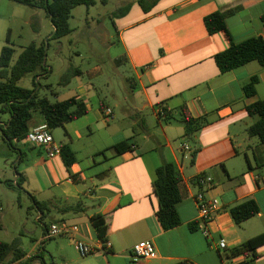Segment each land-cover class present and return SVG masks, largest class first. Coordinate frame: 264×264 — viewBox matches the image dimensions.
I'll list each match as a JSON object with an SVG mask.
<instances>
[{"label": "crops", "instance_id": "1", "mask_svg": "<svg viewBox=\"0 0 264 264\" xmlns=\"http://www.w3.org/2000/svg\"><path fill=\"white\" fill-rule=\"evenodd\" d=\"M139 1L119 0L120 9L129 5L128 12H112L117 45L123 53L116 64L128 68L131 76L125 79L130 87L121 93L112 91L97 103L90 93L95 86L92 90L81 86L69 98L84 100L87 115L62 128L65 139L61 142L56 140V129L51 131L60 151L63 144L69 145L77 162L68 167L61 153L50 158L38 146H32L37 148L34 157L24 149L28 143L13 142L9 151L0 147V154L6 155L4 163L0 161V181H5L9 171L15 181L20 180L31 209L44 224L43 237L46 223L33 208L31 196L50 203V215L57 214L51 222L78 226L79 232L69 238L75 248L78 241L100 242L91 220L103 215L112 249L108 254L98 253L107 264H228L227 254L239 264H264V245L255 252L233 255L244 242L264 233V145L247 134L257 121L247 108L264 100V67L251 62L222 73L215 56L230 47V40L223 32L210 34L204 21L215 12L237 8L226 20L233 42L264 38V0H159L148 13ZM15 6L10 0H0V53L8 34L15 47L16 29L40 35L41 10L19 14ZM253 77L259 82L255 95L248 97L244 87ZM107 87L112 90L109 83ZM48 89L58 96L51 86ZM183 107L194 119L208 123L193 139L185 135ZM106 109L113 111L112 117L105 116ZM8 120V114L0 113V126ZM122 141L132 148L120 154L115 146ZM196 148L200 151L192 162ZM166 162L178 166L188 190V197L177 205L181 225L169 231L157 218L154 191L156 170ZM32 175L38 188L32 186ZM200 175L211 176L214 185L209 189L200 185ZM202 191L222 201V209L209 226V239L199 229L194 200ZM248 199L256 201L260 212L237 225L231 209ZM76 204L85 211L65 212ZM42 239H33L29 251L23 248L26 256L15 264L40 255ZM220 239L227 241L226 251L219 249ZM142 241L154 244L155 259L134 257L132 249Z\"/></svg>", "mask_w": 264, "mask_h": 264}, {"label": "trees", "instance_id": "2", "mask_svg": "<svg viewBox=\"0 0 264 264\" xmlns=\"http://www.w3.org/2000/svg\"><path fill=\"white\" fill-rule=\"evenodd\" d=\"M33 9L43 10L51 20L54 31L50 40H61L69 36L74 30L71 28L70 20L73 10L79 6H85L88 10L96 6L98 2L106 4V0H10ZM159 0H140L139 4L143 11L148 13ZM129 5L119 9L120 14H125ZM238 9L224 12H215L205 17V26L210 34L223 32L230 40V47L218 53L215 61L222 73L232 71L251 62H257L264 67V38H250L236 44L233 42L227 27L226 20L234 15ZM264 22V17H263ZM17 50L14 47L10 35L6 39V45L0 53V113L8 114L9 120L0 126V147L5 142L13 149V142H28L29 132L42 123H46L51 131L64 128L66 124L76 121L87 115L88 109L84 100L75 96L64 101H52L46 95H41L36 78L41 76L47 78L52 72L46 64V43H31L23 48L14 64V56ZM28 74H35L33 88L21 87L19 82ZM41 74V75H40ZM80 69H70L62 79L63 84H69L77 76H81ZM258 77H253L245 85L244 90L248 97L255 95ZM46 88H50L47 86ZM251 117L257 121L250 125L247 134L251 138H257L264 145V100L256 102L247 108ZM41 119V122H39ZM182 119L184 122L185 135L193 139L198 131L208 123L206 120L194 119L186 107L182 108ZM132 148L128 141H122L115 146L118 153H123ZM200 150L196 148L192 153V162ZM61 155L65 164L70 167L77 162L75 153L69 145L61 146ZM10 189L22 188L20 180L0 181ZM154 191L157 199V218L166 231L181 225L177 205L188 197L182 173L175 163L166 162L156 170ZM33 208L41 212L42 220L51 213L50 203L39 201L31 196ZM85 208L80 204L69 206L65 212H84ZM260 212L259 206L253 199H248L231 209V215L237 225L255 217ZM41 221V219H40ZM92 224L98 238L106 242L108 224L101 214L92 217ZM53 223V222H51ZM45 224V230L48 227ZM21 240L16 238L12 242L0 241V264H15L23 260L26 252L21 246ZM264 245V233L247 240L233 251V255L247 252H255L257 248ZM27 263V262H26ZM23 263V264H26ZM22 264V263H21Z\"/></svg>", "mask_w": 264, "mask_h": 264}, {"label": "rangeland", "instance_id": "3", "mask_svg": "<svg viewBox=\"0 0 264 264\" xmlns=\"http://www.w3.org/2000/svg\"><path fill=\"white\" fill-rule=\"evenodd\" d=\"M119 0H107V3L98 2L96 6H79L73 10L70 20L71 28L74 30L69 36L61 40H50L54 27L46 13L41 10L42 18L39 21L40 35L36 36L29 30L16 29L14 42L17 50L14 56V64L23 48L33 42L38 44L46 43V62L52 72L47 78L39 76L36 83L41 95L47 94L50 100H65L77 94L81 86L92 90L93 102L105 100L106 96L115 91L121 93L125 87H130L126 82V77H130V72L124 65L118 66L116 60L122 56V50L117 45V34L113 26L112 12L119 11L117 5ZM16 13L22 14L31 11L32 8L15 3ZM41 22V23H40ZM38 24V23H37ZM20 35V36H18ZM80 69L81 76L71 80L69 84H63L62 79L70 69ZM98 68V70H97ZM97 70V71H96ZM35 74L26 75L20 82L21 87L32 89ZM110 84L112 90L107 87ZM51 86L58 96H54ZM113 102L111 99L109 100ZM56 140L61 142L65 139L62 128L56 129ZM1 150L6 152L7 144L1 143ZM32 144L24 147L28 155L36 156L37 148ZM9 151V150H8ZM6 155L0 154V161L4 163ZM189 159V153L187 154ZM34 162V161H33ZM31 162V164H33ZM187 168L192 169L190 162ZM5 180L15 181L12 171ZM32 186L38 188V183L31 176ZM32 203L28 193L20 187L10 190L4 184H0V241L12 242L16 238L21 240V246L25 250L33 247V239L43 238L44 224L38 221L37 214L31 209ZM57 214L49 215L44 219L46 224L55 220ZM40 255L33 257L26 264H107L102 260L101 253H95L87 257H82L68 237H59L46 241L39 247Z\"/></svg>", "mask_w": 264, "mask_h": 264}, {"label": "built area", "instance_id": "4", "mask_svg": "<svg viewBox=\"0 0 264 264\" xmlns=\"http://www.w3.org/2000/svg\"><path fill=\"white\" fill-rule=\"evenodd\" d=\"M104 114L106 117H112L113 111L111 109H106ZM161 115H164L163 111ZM28 142L33 146H38L45 150L50 158H54L61 153L60 149L55 144L51 129L46 123L38 125L29 132ZM185 148L188 149V146ZM198 183L209 189L214 185V180L211 176L200 175L198 177ZM194 200L199 211V229L203 232L205 237L209 239L211 238L209 226L214 222L216 216L222 209V201L216 197H208L204 191L197 193L194 196ZM78 232V226L53 222L46 228L42 241L46 242L59 237L71 238ZM218 247L221 251H226L227 241L225 239H220ZM76 249L82 257H87L98 252L108 254L111 252L112 245L108 240L106 242L100 240L98 244H86L78 241L76 243ZM132 254L134 257L143 260H151L157 257L156 248L150 241L137 243L132 249ZM229 255L230 254H227L228 264H239L238 262L232 261Z\"/></svg>", "mask_w": 264, "mask_h": 264}]
</instances>
